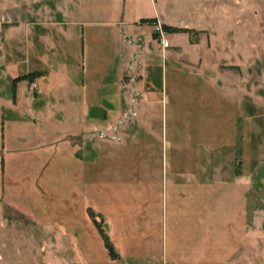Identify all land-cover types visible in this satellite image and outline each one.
I'll list each match as a JSON object with an SVG mask.
<instances>
[{
    "label": "rangeland",
    "instance_id": "1",
    "mask_svg": "<svg viewBox=\"0 0 264 264\" xmlns=\"http://www.w3.org/2000/svg\"><path fill=\"white\" fill-rule=\"evenodd\" d=\"M0 264H264V0H0Z\"/></svg>",
    "mask_w": 264,
    "mask_h": 264
},
{
    "label": "trees",
    "instance_id": "2",
    "mask_svg": "<svg viewBox=\"0 0 264 264\" xmlns=\"http://www.w3.org/2000/svg\"><path fill=\"white\" fill-rule=\"evenodd\" d=\"M35 73H31V74H28V75H24V76H19V77H17V78H15V84H16V82L17 81H19V80H21V79H27V78H30L32 75H34ZM107 247H108V249L110 250V251H113V249H112V247H111V244L110 243H108L107 244Z\"/></svg>",
    "mask_w": 264,
    "mask_h": 264
},
{
    "label": "built area",
    "instance_id": "3",
    "mask_svg": "<svg viewBox=\"0 0 264 264\" xmlns=\"http://www.w3.org/2000/svg\"><path fill=\"white\" fill-rule=\"evenodd\" d=\"M164 45H165V46H168V45H169V42H168V41H165V42H164Z\"/></svg>",
    "mask_w": 264,
    "mask_h": 264
},
{
    "label": "crops",
    "instance_id": "4",
    "mask_svg": "<svg viewBox=\"0 0 264 264\" xmlns=\"http://www.w3.org/2000/svg\"><path fill=\"white\" fill-rule=\"evenodd\" d=\"M49 77V76H48Z\"/></svg>",
    "mask_w": 264,
    "mask_h": 264
}]
</instances>
